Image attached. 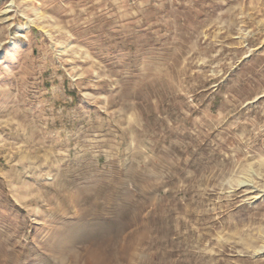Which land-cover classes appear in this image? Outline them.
I'll return each instance as SVG.
<instances>
[{"label": "rangeland", "instance_id": "rangeland-1", "mask_svg": "<svg viewBox=\"0 0 264 264\" xmlns=\"http://www.w3.org/2000/svg\"><path fill=\"white\" fill-rule=\"evenodd\" d=\"M0 264H264V0H0Z\"/></svg>", "mask_w": 264, "mask_h": 264}]
</instances>
